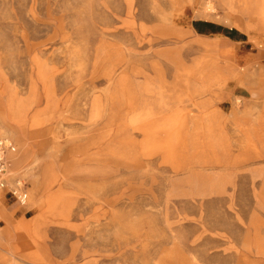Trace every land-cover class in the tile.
Segmentation results:
<instances>
[{"label": "rangeland", "instance_id": "rangeland-1", "mask_svg": "<svg viewBox=\"0 0 264 264\" xmlns=\"http://www.w3.org/2000/svg\"><path fill=\"white\" fill-rule=\"evenodd\" d=\"M0 133V264H264V0H0Z\"/></svg>", "mask_w": 264, "mask_h": 264}, {"label": "built area", "instance_id": "built-area-1", "mask_svg": "<svg viewBox=\"0 0 264 264\" xmlns=\"http://www.w3.org/2000/svg\"><path fill=\"white\" fill-rule=\"evenodd\" d=\"M14 150V144L7 137L0 133V191L8 189L6 175L8 173L10 163L9 155ZM12 193L22 204L26 202L28 194L26 189L20 184V182H18L17 188L14 189Z\"/></svg>", "mask_w": 264, "mask_h": 264}, {"label": "crops", "instance_id": "crops-1", "mask_svg": "<svg viewBox=\"0 0 264 264\" xmlns=\"http://www.w3.org/2000/svg\"><path fill=\"white\" fill-rule=\"evenodd\" d=\"M235 18V27H236V31L235 33H233V35L235 36L236 39L238 38H241V37H244L245 36V33H246V26L242 27V23H244L245 21L242 19V15L240 13H236V16L234 17ZM245 44V43H243ZM242 44V46H244ZM227 70L230 72L229 70V67H227Z\"/></svg>", "mask_w": 264, "mask_h": 264}]
</instances>
